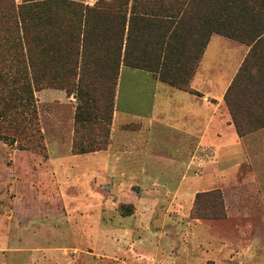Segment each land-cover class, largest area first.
<instances>
[{
  "label": "rangeland",
  "instance_id": "obj_1",
  "mask_svg": "<svg viewBox=\"0 0 264 264\" xmlns=\"http://www.w3.org/2000/svg\"><path fill=\"white\" fill-rule=\"evenodd\" d=\"M62 1L78 9L62 5L60 0H0V64L11 68L10 76L15 73L18 89L13 100L18 106L23 74L32 76L30 64L38 69L31 106L7 109L9 92L3 90L0 99V264H264V196L261 189L239 183L246 174L241 155L216 156L205 165L212 174L210 179L204 169L201 175L206 178L185 181L163 179L170 171L177 172L169 163L165 165L168 173L159 170L154 174L160 179L134 181L99 171L106 163L110 165L104 152L73 156V135L78 131L75 114L81 103L75 89L81 87L79 83L91 84L95 97L109 102L117 71L112 68L116 49L112 35L119 22L85 10L97 0ZM214 2L130 0L126 24L131 37L126 51L124 37L121 62L129 58L132 64L159 70L160 77L165 73L177 77L184 63L181 53L193 52L191 67L195 71L210 38L217 35L245 50L229 86V98H239L242 111H255L244 104V96H238L248 90L237 75L244 72L251 46L213 31L218 16ZM26 9L32 21L47 16L67 23L60 28L33 22L27 35L19 22L20 10ZM13 14L18 28L11 23ZM208 26L212 31L202 47ZM27 49L29 58L22 56L17 61ZM213 55L215 66L227 64L230 54L224 46ZM68 67L74 78L60 79ZM60 83L67 88H58ZM91 122H81V129H86L83 139L92 140L83 146L97 143L92 137L97 125ZM49 158L57 179L49 169ZM261 165L264 163H256ZM221 171H225L226 184L217 188L222 194L223 215L194 217L195 194L211 188L214 174ZM179 182L182 188L176 195ZM205 205L203 197L198 206Z\"/></svg>",
  "mask_w": 264,
  "mask_h": 264
},
{
  "label": "crops",
  "instance_id": "obj_2",
  "mask_svg": "<svg viewBox=\"0 0 264 264\" xmlns=\"http://www.w3.org/2000/svg\"><path fill=\"white\" fill-rule=\"evenodd\" d=\"M127 31L128 24L124 50ZM224 46L230 54L227 64L213 66V53L222 52ZM244 52L219 36H212L189 80L192 91L162 80L159 70L137 66L129 58L121 62L118 70L114 61L112 68L117 71L110 145L105 150L90 152L107 155L110 165L106 163L99 171L119 174L116 179L148 181L160 179L154 174L159 170L166 173L165 165L169 163L177 172H167L163 179L171 177L169 179L185 181L206 178L201 172L216 156L241 155L246 174L240 176L239 183L249 189H261L264 196V165L256 166V163H264V127L239 136L225 102ZM192 53H181L184 63H181V75L175 76L178 81H184L191 71ZM166 75L168 73L164 75L168 77ZM47 163L57 179L50 158ZM157 165H160L159 169ZM205 170L210 179L212 174L208 168ZM223 172L214 174L217 175L213 176L215 183L209 189H220L226 184ZM232 179L233 176L229 177L228 182ZM140 186L143 188L142 184ZM181 188V182L177 183L176 195Z\"/></svg>",
  "mask_w": 264,
  "mask_h": 264
},
{
  "label": "trees",
  "instance_id": "obj_3",
  "mask_svg": "<svg viewBox=\"0 0 264 264\" xmlns=\"http://www.w3.org/2000/svg\"><path fill=\"white\" fill-rule=\"evenodd\" d=\"M62 5L68 7L78 9L77 5L66 4L64 1L60 0ZM130 0H113V1H105V0H97L94 7H85L86 11L97 12V15H106L111 16L112 21L113 18L118 25L119 22V29L117 32L112 35L113 43L115 44V59L116 68L120 67L121 64V52L122 46L125 37V25L127 22V13H128V4ZM214 7H215V14L217 13L218 16L214 18V25L213 31L227 37L236 39L238 41L246 42L248 45L251 46L248 58L244 61V66L242 70L244 72H240L237 75V78L243 79L246 83L248 90H243V93H238V96H244V104L246 106L252 105L256 108L255 111H242L241 105L239 104L238 99H230L229 93L232 88H229L225 95V100L232 115L233 124L235 126L236 132L239 136H244L253 132L259 128L264 127V49L261 47L264 45V0H214ZM70 3V2H69ZM32 7V6H31ZM31 7L29 10H31ZM42 8H46L42 6ZM10 10V8H9ZM11 10L13 12L14 7L11 5ZM28 9L26 11L20 10V14L23 13L22 19L20 18V28L29 35L30 28L35 22V25L40 26L43 24L48 23V25H53L57 27L60 25L63 27L67 23L63 18L53 19L47 18V16H38L36 19L31 20V17L28 15ZM223 13V14H221ZM28 15V16H27ZM15 19H12L11 23H13V28H18V20L13 14ZM4 20L3 22H5ZM202 22V20L200 21ZM211 22V19H210ZM202 26V25H201ZM211 26V25H210ZM208 33L205 36L204 42L202 47H204L207 43L209 35L212 31V28L208 26ZM131 36V30L128 27L127 36H126V45L125 51L127 50V43ZM105 38V37H104ZM26 44H29V38L26 37ZM115 40V41H114ZM23 56L25 59L29 58V49H27L26 53H20L17 61ZM114 62V63H115ZM250 62V65L248 63ZM252 65V69L250 70ZM69 65V64H68ZM29 69L31 70V77H28L27 73L23 74V83L20 84L21 92L23 93L22 97L20 98V106L17 103H14L15 98L14 90L18 88L15 87V73L13 76L9 75V71L11 68L9 66L5 67L4 65L0 64V99H2V90L4 92H9V97L7 99L6 108L7 109H14L17 107L31 106V96L33 87L36 85L34 84L38 69L33 66L29 65ZM194 73V66L191 67V71L187 75L184 81H178L175 79L173 75H166L165 77L162 75V80L169 82L172 85H176L179 88L185 90H191L189 86V80ZM60 79H67L69 77L74 78V73L68 69L60 73ZM80 81V77H77ZM30 79V80H29ZM78 80V81H79ZM11 81V82H10ZM61 89H65L67 87L60 83ZM81 87L75 89L78 93H80L81 103L76 108V128L78 131H74L73 137V148L76 149L75 154H85L100 150H105L110 145V124L112 121V114L114 109V93L109 99V102L106 100H102L99 96L98 98L95 97L97 94L93 92L94 86L93 85H86L85 83H79ZM77 83V85L79 86ZM114 86H116V80L114 79ZM35 85V86H34ZM86 86L87 89H84ZM90 87V89L88 88ZM4 88V89H2ZM80 88V89H79ZM105 90V88H103ZM70 92V90H68ZM97 92V90L95 89ZM20 92V94H21ZM246 94V95H245ZM249 94V95H248ZM237 96V97H238ZM82 97H87V100H83ZM22 111V110H21ZM86 111H90L84 117ZM101 111H109L108 113L104 114ZM87 119L88 122L92 120H96L95 123L91 122L93 125H97L96 132L92 134V137H96L97 143L94 145L88 144L87 146L81 145L82 143H87L86 140L83 139L86 134L82 131L86 130L81 129L82 121ZM93 139V138H92ZM78 147V148H77ZM23 173V177H24ZM206 197V205L205 207L201 208L198 206L200 200ZM219 209V213H216V209ZM192 214L194 217L197 218H218V216L223 215V203H222V194L219 192V189H212L202 192H197L194 197V206L192 209Z\"/></svg>",
  "mask_w": 264,
  "mask_h": 264
}]
</instances>
